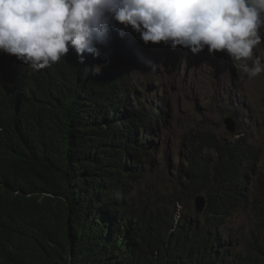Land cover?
<instances>
[{
  "label": "trees",
  "instance_id": "1",
  "mask_svg": "<svg viewBox=\"0 0 264 264\" xmlns=\"http://www.w3.org/2000/svg\"><path fill=\"white\" fill-rule=\"evenodd\" d=\"M11 62L0 58V264H264L258 149L191 133L200 151L164 191L149 176L168 114L128 70L72 50L38 72ZM199 195L203 220L185 209ZM241 206L251 224L234 231Z\"/></svg>",
  "mask_w": 264,
  "mask_h": 264
},
{
  "label": "clouds",
  "instance_id": "2",
  "mask_svg": "<svg viewBox=\"0 0 264 264\" xmlns=\"http://www.w3.org/2000/svg\"><path fill=\"white\" fill-rule=\"evenodd\" d=\"M261 33L264 0H0V57L11 56L12 65L33 72L70 50L80 63L85 54L107 61L109 53L102 54L101 47L110 41L128 65L137 67V55L163 42L193 55L205 49L209 56L224 54L243 64L251 79L264 72L261 58L254 56ZM131 80L138 85L134 76Z\"/></svg>",
  "mask_w": 264,
  "mask_h": 264
},
{
  "label": "rangeland",
  "instance_id": "3",
  "mask_svg": "<svg viewBox=\"0 0 264 264\" xmlns=\"http://www.w3.org/2000/svg\"><path fill=\"white\" fill-rule=\"evenodd\" d=\"M101 52L109 53L107 61L101 56L104 65L129 70L135 83L140 85L141 96L147 95L165 106L168 118L164 136L167 142L155 159L157 168L149 176L153 184L156 181L162 190H171L173 182L187 168L189 158L200 151V148H192L193 143H190L191 133L199 130L208 131L221 140L243 139L252 149L260 151L254 167L262 170L264 72L249 79L243 72V64L233 63L224 54L209 56L205 49L193 55L186 48L178 46L172 49L163 42L149 44L143 53L137 55L140 57L137 67L128 65V59L116 52L111 41L107 47H101ZM254 56L260 57L261 63H264L262 33L261 42L254 47ZM0 58L5 60L4 57ZM252 62V58L245 60L249 65ZM0 70H5L4 66L0 65ZM235 113L239 121H236L237 131L231 133L223 120L228 116L234 118ZM257 175L258 171L248 185L252 194L256 193ZM185 209L204 219V213L195 208L194 198L187 200ZM229 223L234 231L248 229L251 224L249 206H241ZM235 246L239 248V243L236 242Z\"/></svg>",
  "mask_w": 264,
  "mask_h": 264
},
{
  "label": "water",
  "instance_id": "4",
  "mask_svg": "<svg viewBox=\"0 0 264 264\" xmlns=\"http://www.w3.org/2000/svg\"><path fill=\"white\" fill-rule=\"evenodd\" d=\"M224 124L229 132H235L237 129L236 121L233 117H226ZM207 205V199L205 195H199L195 198V208L198 212L203 213Z\"/></svg>",
  "mask_w": 264,
  "mask_h": 264
},
{
  "label": "bare ground",
  "instance_id": "5",
  "mask_svg": "<svg viewBox=\"0 0 264 264\" xmlns=\"http://www.w3.org/2000/svg\"><path fill=\"white\" fill-rule=\"evenodd\" d=\"M210 146H211V145H210ZM249 151H250V150H249ZM199 160H200V159H199ZM197 164H198V163H197ZM1 173H2V172H1ZM202 176H203V175H202ZM202 176H201V177H202ZM28 235H29V234H28ZM238 236H239V235H238ZM21 240H22V239H21Z\"/></svg>",
  "mask_w": 264,
  "mask_h": 264
}]
</instances>
